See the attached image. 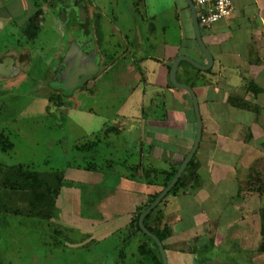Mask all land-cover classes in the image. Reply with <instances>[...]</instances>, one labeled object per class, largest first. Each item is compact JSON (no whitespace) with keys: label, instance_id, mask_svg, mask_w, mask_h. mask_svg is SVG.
Listing matches in <instances>:
<instances>
[{"label":"crops","instance_id":"0c3cea01","mask_svg":"<svg viewBox=\"0 0 264 264\" xmlns=\"http://www.w3.org/2000/svg\"><path fill=\"white\" fill-rule=\"evenodd\" d=\"M54 1H49L50 7L55 6ZM166 1H168V6L165 5ZM13 2L16 1L0 0L1 31L5 29L6 21L10 20V23H13L11 6ZM19 2L21 5L19 7L23 11L22 6L25 9L27 4L25 0ZM91 4V12L94 11V5L97 8V44L100 46L97 45L99 48H97V52H101L102 57L108 55L117 61L123 59L125 66L121 68L126 69V79L133 81V83L128 85V100L115 102L114 96L111 99H107L108 97L102 99V108L97 111V129H93V125L86 122V127H90L86 137L96 132L101 135L105 134L102 140L103 144L108 152L115 154L116 158H134V160L138 159L141 165L151 164L158 167H170V161H168L170 158H176L178 162L181 161L179 159H183L187 155L186 153L189 151L197 131L193 97L186 89L173 85L169 75L170 69L174 59L180 54L188 55L199 63H207L206 55L200 48L195 35L191 10L185 0H91ZM235 5L236 9L233 15L216 23L211 29H206L205 32L202 30L203 40L212 55L211 48L217 51V61L213 55V66L206 70H210L212 76H205L206 71L204 73L195 72L193 68L197 67L188 61L180 62L176 74L177 78L179 76L185 78L183 81L179 79L178 81L192 85L198 97L199 111H201L200 106L202 104L207 105L205 111L208 113L205 117L214 120H209V127L214 130L216 140L203 142V136L200 135L201 142L195 164L187 173V178L180 183L178 191L167 197L163 207V222L164 225H173V217L180 211L181 215L177 217L178 222L182 223L184 219L189 220L194 223L191 229L200 223L209 224L212 219L217 220L218 223L221 222V224L213 226L212 230H205L206 233L202 232L200 235L196 231H182L187 233L185 237L189 241L187 246L189 249L184 248L182 254L176 253L173 264H228L224 261H230L232 258L234 262H239L237 253L240 252L237 251L242 250L244 246L240 243H233L229 238V233L233 227L236 228V224L226 222V218L224 220L221 217L226 213L227 207L234 206L238 213V219L240 221L247 220V215L242 212L241 203L233 201H236L234 199L237 196L244 197L243 195L246 194L250 196V200L259 194L250 190L246 191V185L251 168L262 169L264 166V128L262 126L263 130L260 131L244 129L246 119L233 116L230 111L233 108L249 110L257 116L260 110L264 108L260 98L262 92V96H264V65L262 57L259 55L264 52V0H235ZM42 9L46 11L44 7ZM166 14L172 16L170 21L176 23L175 20H177L176 27L175 24L173 27H169V23L163 25L159 23V28L155 25L154 22L160 18L165 19ZM236 20L245 23V25H252V30H254L252 38L255 40L256 47H259V52L256 50L257 56L256 54L251 55L248 50L243 52L239 49L240 46L249 44L245 43L249 42L247 39L241 41L232 38L231 29L236 25ZM160 30L162 33L159 32ZM178 31L180 32L178 33ZM10 32L14 35V30ZM140 39L141 42L138 43L137 41ZM186 41L190 43L184 44ZM193 41H195V46L192 44ZM130 45L136 49L141 47L144 55L140 57L137 51L131 50ZM173 45L177 49L174 52H169V47ZM183 47V50L188 47V52H182ZM149 48L151 52L148 51ZM185 62L191 64L192 67ZM216 62L219 63L220 68L214 72L213 67ZM98 64L97 70H99ZM245 79L246 83L244 82ZM250 81L257 85L258 91L256 93L248 89ZM126 83L128 82L126 81ZM102 91L100 94H106ZM231 98H237L240 102L244 100L243 105H232ZM219 103L222 104L220 109L222 116L227 114L228 116L231 115L232 120L237 119L235 121L230 120L229 127L226 126L227 119L224 120L222 117L221 121H217L214 118L219 110H217ZM228 105L230 110L229 113H226L225 110H227ZM80 107L77 105L76 108L80 110ZM88 111L93 112L92 110ZM200 115L202 132H204L201 112ZM70 121L71 123L75 122L71 118ZM185 123L188 124V133L184 137L178 133L177 125ZM83 126L78 125L79 128ZM242 132L245 134L241 135ZM73 135H75L72 137L75 143L81 140L82 137L80 136H84ZM248 137L251 138L247 139ZM252 138H254L252 142L255 141L254 144L251 143ZM225 139L231 140L230 146L226 145ZM108 140L114 144L109 145ZM241 147H245L247 151L244 157L247 154L248 156L245 164L237 165V163L236 166H233L231 177L236 180L230 182L229 185L225 181L226 189L220 188L218 193L210 196L206 193L197 192L206 190L208 185L212 183L211 175L215 173L214 170H217L216 166L214 168L210 166L212 161L224 153L240 152ZM250 147H253L252 153ZM192 175H197V180H193ZM241 186L244 189L241 190ZM121 188L123 187L117 186L115 192L103 199L101 198L100 205L103 207L115 205L116 208L122 206L135 208L138 202L134 201L138 200V194L127 186V191L121 190ZM257 197L256 206L258 209L255 208V210L262 217L264 199L263 201L260 200V195ZM255 210L249 212L254 213ZM197 215L199 216L197 217ZM261 225H259V230H257L258 226L256 230H252L250 226L248 229L254 233H260V236L255 235L253 237L251 245L260 247V251H256V253L264 256V249L261 250V243H263ZM240 227L242 228L243 225ZM171 233L167 240L171 238ZM188 233L192 234L188 235ZM197 240H204V243H200L203 245L202 248L195 247ZM190 246H192L191 249ZM220 248L222 249V256L216 252ZM253 253L255 255V251Z\"/></svg>","mask_w":264,"mask_h":264},{"label":"rangeland","instance_id":"374dc122","mask_svg":"<svg viewBox=\"0 0 264 264\" xmlns=\"http://www.w3.org/2000/svg\"><path fill=\"white\" fill-rule=\"evenodd\" d=\"M16 2H13L11 4L13 9V16L14 18L12 20V24L10 23V20L6 21V27L4 31L1 33V39H0V53L3 50L7 49H19L18 47L21 45L20 42H23V36L24 33L28 35H33L34 31L37 30L36 35L39 36V39L33 44H29L28 48L31 50V58H32V66L29 68L28 77L21 78L19 82L17 81L14 83V85H9V87H0L1 89H5V91L0 92V123L4 121L6 126L9 128V130H14L15 138L13 142L15 143V147L13 150V157H11V160L7 161L9 163H22V162H32L37 161L41 162L44 160H50V162L56 160L58 155H61V147L62 143L56 141L58 138L65 137L69 143V147L71 150H73V145L75 144V141H73V136H66L65 133L67 132L68 126L67 125H56V123H59V119L61 116V111L54 107L53 110L47 111L48 114L45 115V113L42 111L41 103L44 101L43 98L38 99L41 97L40 95V87L44 80L47 79L49 82L50 78L48 79V76H50L47 68L44 65L43 58L51 59L55 51L59 48L60 51L62 50V47L64 46V43H59L64 39L65 40V33L67 32V26L62 25L61 27L55 28L53 19L57 18V21L59 22L60 13H54L53 7H50L49 1L52 0H38V2L41 1V4L39 7L42 9L45 8L46 12L42 10V15H33V18L29 20L27 23L22 26L26 16L32 14L35 10L33 6L29 7V10L24 11V13L21 11L20 2L21 0H15ZM30 3V0H26ZM56 1V2H55ZM55 4H58V1L55 0ZM68 1V0H67ZM181 1V0H180ZM168 1H166L165 5ZM20 5V7H19ZM92 5V4H91ZM57 6V5H56ZM56 6L54 8H56ZM236 6V5H235ZM1 8V7H0ZM38 8V7H37ZM3 11V9H1ZM53 10V11H52ZM94 10L97 12V8ZM93 11V9H92ZM235 12V11H234ZM233 12V14H234ZM77 13H79L77 11ZM2 12H0V15ZM232 14V15H233ZM75 9H71L68 12L69 19L71 20V25H76V28H79V18H77V21H75ZM80 15V13H79ZM78 15V16H79ZM8 17V16H7ZM172 16H167L165 19L160 18L158 21H155V25L159 28L160 24L169 23V27L175 24V27L177 26V20H175L176 23L173 21H170V18ZM44 21V29L43 27L37 26L40 23ZM244 22V21H242ZM246 22V21H245ZM31 23V24H30ZM160 23V24H159ZM236 25L231 29V36L234 39H247L249 43L244 46H240L239 49L243 52H246L247 50L250 52V54H256L257 51L259 52V47H256V43H254V39L252 38V35H254V30H252V25H245V23H240L239 20L235 21ZM30 24V25H29ZM22 26V27H21ZM21 27V28H20ZM167 27V28H169ZM16 30L11 34V30ZM178 28V27H177ZM22 29V30H21ZM42 29V31L40 30ZM40 30V32H39ZM204 32L206 29H202ZM173 31V29H172ZM39 32V33H38ZM86 35L93 38L92 44L89 46L90 50H94L96 52L97 47V31L93 28L88 29L86 27ZM158 32V31H157ZM162 33V30L159 31ZM180 31H178L179 33ZM230 32V31H229ZM161 35V34H159ZM35 36V35H34ZM83 36V32H82ZM5 41H4V39ZM17 37V38H16ZM252 38V39H251ZM20 42H19V41ZM138 43L141 42V39L137 41ZM190 43L189 41H186L184 44ZM195 41H193V46H195ZM59 47H58V45ZM131 50L137 51V54L141 57L144 54L143 49L141 47H134L133 45H130ZM73 49H81L76 46L72 47ZM238 48V47H236ZM177 49L175 45L170 46L168 51L174 52ZM184 47L182 48V50ZM213 55L215 56V59L217 61V51L214 48H211ZM257 50V51H256ZM149 52H151L150 48L148 49ZM188 52V47H186V50H183L182 52ZM97 53V52H96ZM259 54V53H258ZM264 52L260 53L259 55L262 57L263 65H264ZM84 55H89L87 52L84 53ZM56 57V56H55ZM57 59V57H56ZM51 61L46 64L50 65ZM186 63V62H185ZM43 68V76L37 77L35 75L36 68H34L35 65H40ZM190 67L191 64L186 63ZM124 64L120 63L119 66L114 64L103 76V91L106 94H100L99 91H96L94 94H87V93H80L78 100L80 104V110L79 108L73 109V111H70L69 119H73L75 122L70 123L71 126L69 129H71V134H77L79 135H86L90 127H86V122H89L93 125V129H97V111L102 108V99H105L104 97H108L107 99H113L115 102H121L125 101L124 99L127 97L128 93V85L130 83H133V81H130L127 78V71L126 69H123ZM220 68V65L218 62L215 63L213 69L214 72L218 71ZM195 72L197 73H204V71H199L197 68H193ZM40 73V72H39ZM205 76H212L209 71L205 72ZM124 74V75H123ZM203 75V74H201ZM179 76V75H178ZM203 75V77H205ZM52 79V78H51ZM179 80H185L184 77L179 76ZM126 81L128 83H126ZM189 81V80H188ZM248 81V80H247ZM5 83V81H3ZM246 83V79L244 80ZM95 84V82H93ZM97 83V82H96ZM260 85V83H259ZM1 86V85H0ZM39 87V88H38ZM261 88V85H260ZM245 89V86H244ZM102 91V92H103ZM263 93V92H262ZM261 93V102H263L264 105V96ZM117 94V95H115ZM116 96V97H115ZM30 104V105H29ZM29 105V106H28ZM201 105V104H200ZM204 105V107H203ZM221 103L218 104L219 108H217L218 112L217 115L214 116V118L217 121H221V118L226 120V126H230L229 122L232 120L231 115L227 114H221ZM224 105V104H223ZM207 105L202 104L201 107V113L203 116V123H204V132H202L203 136V142L204 141H211L214 142L216 140V135L214 133L213 129H210L209 127V120H212L210 118L206 119V115L208 112L205 111V107ZM226 107L225 105L223 106ZM226 109V108H225ZM232 109V107H231ZM88 110H92L93 112H89ZM228 110V111H227ZM226 113H229L230 107L228 105ZM233 116L236 117H242L246 119V122H244V129H250L251 131H260L264 128V108L263 110H260V113L262 114L255 116L252 111L249 110H242L238 108H233L232 111H230ZM194 115V114H193ZM192 115V116H193ZM64 118H66V115L64 114ZM67 119V118H66ZM237 119H233L232 121H235ZM214 121V120H212ZM183 123V122H181ZM65 124H68V122H65ZM250 124V125H248ZM78 125H84L82 128H79ZM250 126V127H249ZM263 126V128H262ZM186 127V128H185ZM215 127V126H214ZM177 131L180 134V136H184L188 133V124H178L177 125ZM243 129V127H241ZM187 129V130H186ZM16 130V131H15ZM213 132V133H212ZM238 132V131H237ZM236 132V133H237ZM245 133H241V135H244ZM250 134V132H248ZM247 134V135H248ZM251 137H248L247 139H250ZM254 138H252L251 143L253 142ZM62 141V140H61ZM226 145H231V140L225 139ZM255 143V141H254ZM252 143V144H254ZM250 152L252 153L253 147H250ZM245 147H241L240 152H229L221 154L220 157H216L214 161H212L211 167L216 166L217 170H214V174L211 175L212 183L208 185L206 190H199L197 192H201L202 194L206 193V195L216 194L220 190V188H223V190L226 189V183L229 185L230 182H234L233 177H231V170L233 166L237 165H243L246 162L248 154H246ZM63 155L66 154V152H62ZM8 159V158H7ZM217 159V160H216ZM180 160V159H179ZM182 160V159H181ZM217 161V163H216ZM251 161V160H249ZM187 178V175L184 174L183 179L185 180ZM110 182H113L112 179ZM114 184V183H112ZM235 185V184H234ZM105 188V187H104ZM247 191V189H246ZM245 191V192H246ZM260 195V194H258ZM257 195V196H258ZM237 196L233 201L235 203H241L242 212H244V215H247V220L240 221L238 219V213L235 211L234 206L233 207H227L226 213H224V216L221 217V219L226 218V222H232L235 225L232 228V231L229 233L230 241H233V243H240L244 248L242 250H238L237 257H239V262H234L233 258L232 260L224 261V263L228 264H264V256L263 254L259 255L256 253V251H260V247L257 245L253 246L251 245L253 237L255 235H259L260 233H254L253 231H250L248 228L249 226L252 228V230L260 229L261 220L262 217H260V213L256 212L257 208V201L258 197L255 196L252 199L249 200V195H243ZM260 200L263 201L264 194L260 195ZM204 198V196H201ZM222 198V197H221ZM222 200V199H221ZM223 201V200H222ZM86 205V203H85ZM254 205L253 207H251ZM243 206V207H242ZM89 208V207H88ZM246 210V211H244ZM254 211V213H251L249 211ZM190 212V211H189ZM181 215V212L179 211L174 217H173V225H168L169 232H172V236L169 240H164L163 244L166 246L167 249V259L169 260L170 264H173V258L175 257L176 253L182 254V251L186 249H189L187 246L189 244V241L186 239V234L182 231L189 230L190 232H198V234L206 233L205 230H212L214 228L213 226H216L217 224H221L217 222V220H211L209 224L204 225V223L198 224V226H193L191 229L192 222H190L187 219H184L181 222H178L177 217ZM199 215H197L198 217ZM183 218V213H182ZM200 220V218H198ZM6 221L0 220V260L3 262V264H117V260L119 258L118 256V250L114 252L111 249H105V247H111L112 244H114V240H118L121 237L127 236L128 233H119V237H112L109 240L105 241L103 244L97 245V240L95 238L87 239L86 241H89V243H86L81 237V233H78L76 231L75 233H66V234H59V233H50L54 232V227L49 224L47 221L40 220V219H34V218H21L20 216H8ZM258 223V225H257ZM249 224V225H248ZM76 225V223H75ZM243 227L241 228L240 226ZM257 225V226H256ZM186 226V227H182ZM37 228V229H36ZM241 228V229H240ZM192 231H191V230ZM208 232V231H207ZM192 233H188L190 235ZM59 235L63 236V239L67 240V245H60L58 240H61L62 237H59ZM66 235H70V237H66ZM97 235V233H96ZM58 237V238H57ZM140 235L136 236L134 238V243L130 240L126 241H120L121 246L125 245L126 242H128V246L126 248H121V250L126 251L127 254L130 255L131 262H127L128 264H136L134 261L135 258L139 257L140 254L138 250L139 243L142 241ZM245 240V241H244ZM263 241V239H262ZM165 242V243H164ZM167 242V243H166ZM56 243L57 245H55ZM100 247V248H99ZM261 247L263 250L264 245L261 243ZM222 249H217V254L222 256ZM255 251V255L253 253ZM264 252V251H263ZM253 258V260H252ZM138 262V261H137ZM122 264V263H118ZM126 264V262H124Z\"/></svg>","mask_w":264,"mask_h":264},{"label":"flooded vegetation","instance_id":"af4514ba","mask_svg":"<svg viewBox=\"0 0 264 264\" xmlns=\"http://www.w3.org/2000/svg\"><path fill=\"white\" fill-rule=\"evenodd\" d=\"M25 2L27 4L26 7L24 6L26 10H29V7L33 6L36 11L33 13L32 10V14L26 16L24 22L22 23V26H24L23 28L26 26L24 24L33 18V15H42V10L44 11V9H40L41 7H39L41 1L38 2V0H30L31 4H29L26 0ZM55 2L54 5H57L56 8H54L55 6H52L54 13H60V16H58L59 22L57 21V18L53 19L54 27L58 28L62 25L67 26V32L65 33V40L63 39L59 43V45L64 43L62 50L60 51L58 48L51 59H47L46 57L43 58L44 65L50 74L48 79L50 77L52 79L50 78L49 82L47 79L43 81L40 87L41 97L38 99H44L41 103V107L45 115L48 114L47 111L51 108V110H53L54 107L61 111L59 123H56V125H67L68 129L65 135L75 137V135L71 134V129H69L71 121L68 116L70 111H73L71 107L76 109L75 107H77V105L80 106L78 100V97L80 96L79 94L83 92L87 94H94L96 91L101 93L102 89H104L102 81L106 71H108V69L114 64L118 65L122 63L125 66V62L123 59H121V61H117L108 55H104V57H102V53L97 52V48L100 47L97 42V53L94 50L92 51L89 49V46L92 44L91 42H93V38L86 35V27L88 29L93 28V30L95 29V31H97V12L96 10L91 12V0H60L58 1V4H55ZM22 9L23 13L24 11L27 12L23 6ZM71 9H75V21L79 18V28H76V25H71V20L67 17L68 12ZM39 10L40 13H37ZM43 23L44 21L39 25L37 24V26L41 28L43 27L44 29ZM202 29L203 28H201V31ZM15 30L16 28L14 31ZM40 30L42 31V29ZM1 33L2 31L0 30V39ZM36 33L37 30H35L31 36L24 33V36L22 37L23 42L18 40L21 43L18 47L19 49H5L0 53V87H9V85L13 86V82H19L21 78L29 76L28 71L32 66L33 61L31 58V50L28 48V45H34V43L39 39L40 35L37 36ZM76 44L82 49H73L72 47L76 46ZM85 52L90 54L89 58L88 55H84ZM98 60H100L99 64ZM50 61V65L46 66V64ZM97 64L99 65V70H97ZM34 68H36L35 75L38 78L42 77L43 68L41 67V64L39 66L35 65ZM87 75H90V78L85 81H81L82 78ZM74 79L77 80L75 81ZM3 81H5V83ZM93 82H95V84ZM72 86H75L73 90L70 89ZM3 91H5V89L0 88V92ZM128 98L129 95L124 100L126 101ZM64 114L67 119L64 118ZM65 122H68V124H65ZM13 132L14 130H9L4 121L0 123L1 176L3 177L5 172L11 170V168L21 165L23 169L35 173H58L61 176V181L56 186L57 192L55 194H51L55 202V207L52 210H50V206L48 204L46 205L44 202L37 204L38 207H36V198L34 197V194H32L31 189L11 188L5 184H1L0 220L6 221L5 219H7L10 215L12 217L20 216L23 219L27 217L44 220L54 227V232L50 233L66 234L78 231V233H81V236L83 235L81 238L84 241L90 238H95L97 240V245L103 244L105 241L114 236L119 237V233H128L127 236L114 240V244H112L111 247H105V249H111L114 252H116L119 248V258L116 259L117 264H124V262L128 264L127 262L132 261L129 260L130 255L127 254V250L120 251L121 248H126L128 246V242L121 246L120 241L130 240L134 243V238L138 235H140L141 239H143L139 243V251L141 245L147 242L150 244L152 251L154 250L157 253L156 247H158L160 251L157 242L150 235H148L147 232H144L143 229H141L140 218L172 181L175 175L167 183V185H165L167 176H169L168 173H171L174 169H176L177 173L179 166H181L182 162L193 149L196 137L191 143V147L186 153L187 155L182 160L180 159L181 161L177 162L176 158H170V160L167 159L170 161V167H158L151 164L141 165L139 160H134V158H116L115 154H113V152H108V150H106V146L103 144L104 142L102 140L104 139L105 134L101 135L97 132L92 133L87 137L86 135L80 136L82 137L81 140H78V142L73 145V150L71 151L67 139L65 137L58 138L56 141L62 143L61 150L62 152H66V154L63 155L61 152V155H58V158L52 162H50V160H44L41 162L32 161L28 163H9L7 161L11 160V157H13V150L15 147V143L13 142L14 140L12 139H16V136ZM108 143L109 145L114 144L110 143L109 140ZM199 146L190 162L192 160L195 162ZM136 160L138 161L135 162ZM190 162L187 166H185L186 168L172 189L143 216V224L146 227L149 224L157 223L158 218H162L163 222V207L166 203L165 201L168 199L167 197L169 195L175 194L178 191L181 183V181L179 182L180 178L184 177V174L188 175L187 173L193 166V164L189 166ZM151 169H155L156 172L150 174ZM111 179L113 182H110ZM117 186L123 187L121 190L123 189L126 191L128 189L126 188L127 186L138 194V200L134 201L138 202L135 208L132 209L130 206H128V208L122 206L118 207L120 209L119 210L115 205L108 204L109 206L107 207L100 205L101 198L103 199L107 195L115 192L117 190ZM54 188L55 187H51L52 192L55 190ZM6 205L9 207L8 209L6 208ZM137 224L139 228L136 229ZM149 231L153 233L150 229ZM67 236L68 235H66V237ZM59 237H62L61 240H58L59 244L62 246L67 245L66 243H68V241L63 239L62 235H59ZM68 237H70V235ZM197 241L198 242L195 247L202 248L203 245L200 243H204V240ZM89 242L90 240L86 241V243ZM54 244L57 245L56 243ZM191 247L192 246H190V249ZM165 250L167 252L166 247ZM139 253L142 254L141 252ZM157 256L160 259L162 258L161 251ZM151 257L152 254H149L148 256L139 255V257L135 258L136 261L134 262L136 264H154L155 260H151ZM161 260L163 263V259ZM0 264H3L1 260Z\"/></svg>","mask_w":264,"mask_h":264},{"label":"trees","instance_id":"16d2710c","mask_svg":"<svg viewBox=\"0 0 264 264\" xmlns=\"http://www.w3.org/2000/svg\"><path fill=\"white\" fill-rule=\"evenodd\" d=\"M37 13H40V10ZM248 89H250L251 91L255 93L258 91L257 85L253 81H250L248 85ZM231 102H232L231 104L234 106L243 105L244 100L240 102V100L237 98H231ZM191 164H193L194 166L195 162H193L192 160L189 166ZM155 172H156L155 169L150 170V174L155 173ZM175 173H176V169H174V171H172L171 173H168L169 176H167V181L165 185H167V183L173 178ZM196 176L194 175L192 177L193 180H197ZM60 181H61V176L58 173H47V174L35 173L32 171L23 169L21 165L15 166L14 168H11V170H8L7 172H5L3 177L0 174V185L5 184L6 186L11 187V188L31 189L32 194H34V197L36 198L35 206L38 207L37 204L44 202L46 203V205L48 204L50 206V210L54 209L55 207V202L53 200L54 198H52L53 196H51V194L52 193L55 194L57 192L56 186L59 184ZM180 181L181 182L184 181L183 177L180 178L179 182ZM51 187H55L54 188L55 190L53 189L54 190L53 192H52ZM246 187H247L246 188L247 190L253 191L255 193H259L260 195L264 194V166L262 167V169H257L255 167L251 168V172L249 174ZM242 189L244 188L241 186V190ZM6 208L8 209L9 207L6 205ZM261 226H262L261 234L263 237V245H264V207L262 209V225ZM147 227L154 234H156L161 241L166 240L169 234L171 233L168 230L169 229L168 225L167 224L164 225V223L162 222V218H158L157 223L149 224ZM137 228H139L138 224L136 226V229ZM156 248H157L156 249L157 253L154 250L153 251L151 250L150 244H148L147 242L141 245L140 252L146 256H148L149 254H152V257L150 259L153 261L155 260L154 264H163L162 260L158 258L157 256L160 254V251L158 247Z\"/></svg>","mask_w":264,"mask_h":264},{"label":"water","instance_id":"95a60500","mask_svg":"<svg viewBox=\"0 0 264 264\" xmlns=\"http://www.w3.org/2000/svg\"><path fill=\"white\" fill-rule=\"evenodd\" d=\"M185 2L188 4V6L191 10L190 14L192 15V21H193V25H194L195 35H196V38H197V41H198L200 48L202 49V51L206 55L207 63L202 64V63L197 62L195 59H193L192 57H190L188 55L180 54L175 58V60L172 64V67L170 69L169 75H170V80L175 87H178L181 89H186L187 91H189V93L193 97V102H194L193 105H194V109H195V113H196V120H197V133L195 134L196 139H195L193 149L188 154L186 159L182 162L181 166H179V169H178L177 173L175 174L174 178L172 179V181L162 191V193L157 197V199L153 202V204L150 206V208L146 212H148L150 209H152L162 199V197H164L172 189V187L177 183L179 177L182 175L184 169L186 168L185 166L188 165L192 156H194V154H195V152L199 146V143H200V139H201L200 135L202 134V119H201V115H200V111H199L198 97H197L193 87H191L188 84L181 83L180 81H178L176 74H177L179 64L181 61H188V62L192 63L194 66H196L198 69L208 70L213 66L214 58H213V55L210 52L209 48L205 44V41L203 40L202 31H201V27L199 25L198 17L196 14L197 11H196V7H195L194 2L192 0H185ZM81 49H79V50H81ZM89 76L90 75L84 76L81 81H85L86 79H89L90 78ZM74 80L76 81L77 79H74ZM75 86H72L70 89L73 90V88ZM146 212L143 213V216L146 214ZM143 216H141V218H140L141 229H143L144 232H147V234L150 235L157 242V244L160 248V251H161V255H162L161 259H163V264H168V259H167L168 256H167V252L165 250V247L163 245V242L155 234L151 233L149 231V229H147V227L143 224Z\"/></svg>","mask_w":264,"mask_h":264},{"label":"built area","instance_id":"2783aa9c","mask_svg":"<svg viewBox=\"0 0 264 264\" xmlns=\"http://www.w3.org/2000/svg\"><path fill=\"white\" fill-rule=\"evenodd\" d=\"M199 25L211 29L216 23L231 16L236 9L235 0H192Z\"/></svg>","mask_w":264,"mask_h":264}]
</instances>
